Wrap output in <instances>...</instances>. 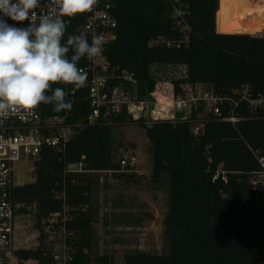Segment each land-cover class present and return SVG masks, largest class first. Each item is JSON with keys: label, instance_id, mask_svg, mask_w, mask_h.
I'll list each match as a JSON object with an SVG mask.
<instances>
[{"label": "trees", "instance_id": "trees-1", "mask_svg": "<svg viewBox=\"0 0 264 264\" xmlns=\"http://www.w3.org/2000/svg\"><path fill=\"white\" fill-rule=\"evenodd\" d=\"M109 1L113 3L118 27L116 39L106 45L105 53L112 68L134 73L140 98H147L154 88L156 79L151 68L171 64L186 65L194 83H210L218 90L248 83L256 92L264 93V36L218 33L219 0ZM176 9L179 15L174 14ZM89 15L71 19L65 40L70 34L82 33L81 27ZM185 34L189 44L181 48L150 45L160 35L181 39ZM84 65L82 58L78 67ZM57 86L65 89L66 85L53 87ZM76 91L70 110L73 122L89 114L86 90ZM43 105L48 116L66 111L56 112L53 105ZM132 124L147 129L153 182L159 184L165 177L169 182V250L165 254L130 253L124 264L264 261V184L257 182L259 163L248 146L254 150L264 148V121H243L237 127L212 121L204 134L195 137L189 123L161 121L149 128L143 118L134 121L124 111L111 124L80 130L69 142L62 160L46 149L36 163L35 181L17 186L12 192L15 202L22 205L18 213L35 217L40 228L43 220L62 214L64 202L56 198L55 192L66 185L67 204L74 217L68 227L80 237L75 244L76 264H118L113 255L100 254L91 245L92 217L86 209L91 202L90 179L65 171L68 164L80 162L91 172L116 169L113 131ZM220 168L227 171V180L214 178ZM40 239L43 242V237ZM17 256L21 263L36 259L39 264H50L42 243L36 249L19 250Z\"/></svg>", "mask_w": 264, "mask_h": 264}, {"label": "built area", "instance_id": "built-area-1", "mask_svg": "<svg viewBox=\"0 0 264 264\" xmlns=\"http://www.w3.org/2000/svg\"><path fill=\"white\" fill-rule=\"evenodd\" d=\"M113 9L111 1L98 0L94 12L81 27V32L86 34L90 43L93 35L100 36L104 41L101 55L93 60L85 57V65L81 67L88 76L86 86L82 87L86 90L89 104L87 117L73 122L70 110L48 116L41 104L30 116H10L0 120V264H12V261L18 264L19 259L14 250V218L22 205L15 202L12 194L19 186L15 184L17 163L32 161V171L35 172L36 163L46 149L57 153L62 160L69 142L80 130L92 125L111 124L124 111L132 120L138 121L143 118L146 105H149L152 126L161 121L174 124L186 122L195 137L204 134L206 126L212 121L226 122L234 127L243 121H264V93L256 92L248 83L230 90H218L210 83H194L189 78L188 67L182 64L153 66L154 88L147 98H140L139 82L134 73L112 68L105 53L106 45L116 39L118 22ZM5 19L9 25L17 27H26L28 23L17 24L7 17ZM188 44V34L181 39L160 35L150 42L152 46L167 48H181ZM65 91L69 93L66 99L74 105L76 89L66 85ZM179 112L184 113L182 118H177ZM145 124L148 123L145 121ZM248 146L259 163L255 172L257 182L264 184V148L254 150ZM137 162L134 153L125 152L119 157L118 164L129 168L135 167ZM87 172L91 171L80 162L68 164L65 174ZM214 178L227 180V171L218 169ZM55 195L64 202V210L61 215L43 220L38 228V239L43 237L50 264H76L75 244L80 237L76 230L68 227V222L74 217L67 204L66 185Z\"/></svg>", "mask_w": 264, "mask_h": 264}, {"label": "rangeland", "instance_id": "rangeland-1", "mask_svg": "<svg viewBox=\"0 0 264 264\" xmlns=\"http://www.w3.org/2000/svg\"><path fill=\"white\" fill-rule=\"evenodd\" d=\"M257 2V0H255ZM262 2L263 0H259ZM222 8V0L220 2ZM240 31L244 34L264 36L263 22L259 29ZM258 13V12H257ZM263 13V12H262ZM259 30V32H257ZM257 32V34H256ZM141 124L120 126L114 129V163L111 171L87 172L82 175L91 181V202L86 209L92 217L91 245L100 254L113 255L116 263L124 264L125 256L134 252L165 254L169 250L166 235L168 216L169 182L164 180L156 184L152 180V146ZM134 153L138 162L135 167L122 168L119 157L125 153ZM32 161H21L15 165V184L23 185L35 181ZM37 219L33 216L17 213L14 218L15 253L21 249H36L41 242L38 239ZM25 243L27 244L25 246ZM18 257V256H17ZM19 258V257H18ZM18 264H39L29 259ZM12 264H16L12 261ZM96 264V263H93Z\"/></svg>", "mask_w": 264, "mask_h": 264}, {"label": "clouds", "instance_id": "clouds-1", "mask_svg": "<svg viewBox=\"0 0 264 264\" xmlns=\"http://www.w3.org/2000/svg\"><path fill=\"white\" fill-rule=\"evenodd\" d=\"M97 4L98 0H0V120L30 116L41 104L53 105L56 112L72 109L69 93L53 86L85 87L88 76L78 64L82 58L100 56L104 41L93 35L90 43L84 33L65 40L66 29L71 19L94 12ZM5 17L28 23L9 25Z\"/></svg>", "mask_w": 264, "mask_h": 264}, {"label": "bare ground", "instance_id": "bare-ground-1", "mask_svg": "<svg viewBox=\"0 0 264 264\" xmlns=\"http://www.w3.org/2000/svg\"><path fill=\"white\" fill-rule=\"evenodd\" d=\"M262 14V6L244 5L238 0H222V8L218 16L220 29L223 31H236L235 29L245 30L251 27L250 30L259 29V23H256L252 15L254 13ZM247 30V29H246Z\"/></svg>", "mask_w": 264, "mask_h": 264}, {"label": "crops", "instance_id": "crops-1", "mask_svg": "<svg viewBox=\"0 0 264 264\" xmlns=\"http://www.w3.org/2000/svg\"><path fill=\"white\" fill-rule=\"evenodd\" d=\"M220 2H221V0H219V9H220V7H221V5H220ZM235 2H238V0H235ZM240 2L242 3V4H244V5H250V4H252V5H257V6H262V8H263V13L262 14H259V13H254L253 15H252V18H254V16H255V18H254V20H255V22L256 23H258V22H263V24H264V0H263V4H262V2H259V0H257V2L255 1V0H240ZM219 9H218V11H219ZM217 11V12H218ZM217 17V16H216ZM217 19V18H216ZM216 27H217V20H216ZM250 28L251 27H247V29L248 30H250ZM262 28H264V25H262ZM217 32L218 33H223V32H220V31H218V29H217ZM257 32H259V30L257 31ZM257 32H256V34H257ZM234 33H241L240 31H236V32H234ZM253 33H255V32H253ZM253 33H252V35H253ZM260 33V32H259ZM226 34H228V33H226ZM244 34V33H243ZM251 34V33H250ZM254 36H259V35H254ZM25 245H27V244H25Z\"/></svg>", "mask_w": 264, "mask_h": 264}, {"label": "water", "instance_id": "water-1", "mask_svg": "<svg viewBox=\"0 0 264 264\" xmlns=\"http://www.w3.org/2000/svg\"><path fill=\"white\" fill-rule=\"evenodd\" d=\"M184 116L183 112H179L177 113V118H182ZM144 120L148 123L147 126L149 128L152 127V124L150 123V115H149V105H146L145 107V111H144V116H143ZM26 244V243H25Z\"/></svg>", "mask_w": 264, "mask_h": 264}]
</instances>
